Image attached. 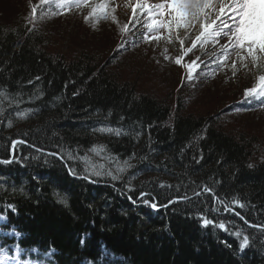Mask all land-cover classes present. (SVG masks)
I'll return each mask as SVG.
<instances>
[{"label": "trees", "instance_id": "1", "mask_svg": "<svg viewBox=\"0 0 264 264\" xmlns=\"http://www.w3.org/2000/svg\"><path fill=\"white\" fill-rule=\"evenodd\" d=\"M50 31L0 18V160H12L0 163V248L38 264H264V123L231 116L259 102L186 109L178 90L170 99L140 86L152 62L142 37L100 47ZM128 54L139 65L126 69ZM13 141L24 143L13 152ZM124 161L132 167L118 173ZM109 170L121 179L90 175Z\"/></svg>", "mask_w": 264, "mask_h": 264}, {"label": "snow or ice", "instance_id": "2", "mask_svg": "<svg viewBox=\"0 0 264 264\" xmlns=\"http://www.w3.org/2000/svg\"><path fill=\"white\" fill-rule=\"evenodd\" d=\"M49 3H52V0H40V5ZM129 6L132 7L134 18L137 11L145 13L144 27L149 32L156 33L152 37L145 35V40L167 39L169 43H179V53L174 58V62L176 65L187 69V78L189 80L192 79V73L201 64H205V58L217 66H222L231 60L233 76L238 71L237 62H239V67L247 69L251 65L249 70L255 69L259 73L255 76L253 86L245 89L244 100L241 103L264 97V0H158L156 3H150L149 0H135L134 4L130 0ZM72 7L88 8L89 12L84 17V20L88 21L91 18L94 22L101 18H109L111 11H113L109 8L108 0H58L57 2V8L65 11ZM36 11L37 8L33 7L31 10L32 14L29 17L30 20L35 18ZM136 22L139 23V20L137 19ZM121 31L127 32L128 26L125 25ZM161 32L167 35L162 36ZM209 46H211V51H206ZM197 52H201L202 55H196ZM233 54L236 57L235 60L232 59ZM193 56H195V59H192ZM185 57H188V62H184ZM165 59H168V57L165 56ZM244 110L246 109L239 107L235 109L237 112ZM20 115L24 114L20 113ZM98 131L110 132L115 135L121 134L119 129L112 128H101ZM202 138L199 137V139ZM12 143V151L14 152L15 145L24 143V141H13ZM49 155L58 154L49 153ZM60 158L63 159L62 156ZM68 158L73 159L74 157L69 154ZM11 162V159L0 160V163L4 164ZM196 163H199V160H196ZM130 167L132 165L128 161H124L122 166H118L117 171L118 173H123ZM248 167L251 168L253 165L249 164ZM68 171L70 175L77 176L75 169L69 167ZM90 175H107L111 177L112 181L121 179L119 175H114L110 170L106 173L93 171ZM83 178L87 180L89 175H85ZM90 182L95 183L96 181L90 180ZM203 191L209 192L211 189L205 187ZM147 195H150V193L142 191L138 200L156 210L157 204L155 202L150 203L145 198ZM128 199L133 204L138 202L137 200H132L131 196ZM173 202L169 200L168 204ZM223 203L221 201V204ZM234 203L240 208L245 207L239 201H234ZM163 206L167 207L168 205ZM8 207L15 211L14 205L10 204ZM213 211H219V209H213ZM223 211L231 213L233 208L225 206ZM234 214L244 220V217L239 212ZM3 218V216H0V219ZM200 219L202 220V226L213 224L211 219L203 216ZM214 226L226 230L224 222ZM250 227H255V225H250ZM233 235L240 237L241 232H235ZM248 242L249 238L245 236L240 243L241 250L248 245ZM81 243L83 244V240Z\"/></svg>", "mask_w": 264, "mask_h": 264}, {"label": "rangeland", "instance_id": "3", "mask_svg": "<svg viewBox=\"0 0 264 264\" xmlns=\"http://www.w3.org/2000/svg\"><path fill=\"white\" fill-rule=\"evenodd\" d=\"M57 2L58 0H52V3L40 5V0H0V18L9 20L11 17L24 15L26 19L32 14V8L36 7L35 18L29 19L30 23L37 26L41 25L46 29L50 28V32L59 43H63V39L69 37L75 38L77 42L86 43L87 38L90 37V41L104 47L108 46L109 42L118 35H123V38L126 39L129 35L136 38L137 36L142 37V47L147 48L145 50L146 55L150 53L152 62L148 64L147 69L142 67L144 75L140 77V86L158 91L160 94H167L170 99L178 90L181 96L186 97V109L202 104L211 107L216 102L219 103L217 100H221L224 96L225 101L227 98H233L234 101L241 103L240 101L244 100L245 89L253 86L255 76L259 74L255 69L249 70L251 65L247 69L241 68L239 62H237L238 71L233 76L231 60L222 66H217L205 58V64H201L192 73V79L189 80L187 69L176 65L174 62V58L179 53V43H169L167 39L145 40V35L152 37L156 33L149 32L144 27L145 13L137 11L134 20L129 17L126 18L128 12L133 13L132 7L129 6L130 0H108L109 8L113 10L109 18H101L95 22L91 18L88 21L84 20V17L88 15V8L72 7L65 11L57 8ZM149 2L156 3L158 0H149ZM132 3L134 4L135 0H132ZM64 13L68 16H62ZM137 19L139 23L136 22ZM130 23L133 24L131 29ZM125 25L128 26V31L122 32L121 29ZM161 35L167 34L161 32ZM59 43L58 45H60ZM56 46L57 44H55ZM134 51H137V49ZM196 55H202V53L197 52ZM141 56L128 54L123 56L120 62L125 65V68H130L139 65ZM165 56L168 59H165ZM144 57L147 60L148 56ZM192 59H195V56ZM232 59H236L234 54ZM184 62H188V57L184 58ZM179 79L184 80L186 84L182 88H179ZM251 101H258L259 106H256L253 110L240 112L234 110V114H231L233 123L243 122L244 119L245 123L253 128L264 123V97ZM231 108L236 109L234 105ZM16 250L10 252L6 248H0V264H33V261L28 258H20V253ZM35 264L37 263L35 262Z\"/></svg>", "mask_w": 264, "mask_h": 264}, {"label": "bare ground", "instance_id": "4", "mask_svg": "<svg viewBox=\"0 0 264 264\" xmlns=\"http://www.w3.org/2000/svg\"><path fill=\"white\" fill-rule=\"evenodd\" d=\"M135 16H137V15H135ZM206 51H211V46H209V47L206 49Z\"/></svg>", "mask_w": 264, "mask_h": 264}, {"label": "clouds", "instance_id": "5", "mask_svg": "<svg viewBox=\"0 0 264 264\" xmlns=\"http://www.w3.org/2000/svg\"><path fill=\"white\" fill-rule=\"evenodd\" d=\"M33 264H35V260L33 261Z\"/></svg>", "mask_w": 264, "mask_h": 264}]
</instances>
